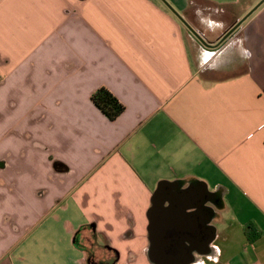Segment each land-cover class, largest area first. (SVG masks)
Masks as SVG:
<instances>
[{"label":"crops","instance_id":"0c3cea01","mask_svg":"<svg viewBox=\"0 0 264 264\" xmlns=\"http://www.w3.org/2000/svg\"><path fill=\"white\" fill-rule=\"evenodd\" d=\"M163 1L0 0V264H264V2Z\"/></svg>","mask_w":264,"mask_h":264},{"label":"water","instance_id":"95a60500","mask_svg":"<svg viewBox=\"0 0 264 264\" xmlns=\"http://www.w3.org/2000/svg\"><path fill=\"white\" fill-rule=\"evenodd\" d=\"M163 1V0H162ZM164 2V1H163ZM264 2L261 0L257 3L242 19L237 21L231 28H229L215 43L207 42L204 37H202L198 32H196L193 28H191L185 20L177 14L166 2L164 4L168 7V9L181 21V23L185 26L189 34L206 50H213L221 47L225 41H227L236 30L242 25V23ZM161 241V240H159ZM150 255L155 257V259H159L158 262L161 264H167V252H150ZM189 256V253H181L179 257Z\"/></svg>","mask_w":264,"mask_h":264},{"label":"trees","instance_id":"16d2710c","mask_svg":"<svg viewBox=\"0 0 264 264\" xmlns=\"http://www.w3.org/2000/svg\"><path fill=\"white\" fill-rule=\"evenodd\" d=\"M93 105L110 121H114L124 110V107L119 101L106 89L96 90L90 98ZM245 235L250 242H254L259 238L260 233L256 232L255 229L247 225L244 228ZM94 264V262H89Z\"/></svg>","mask_w":264,"mask_h":264},{"label":"rangeland","instance_id":"374dc122","mask_svg":"<svg viewBox=\"0 0 264 264\" xmlns=\"http://www.w3.org/2000/svg\"><path fill=\"white\" fill-rule=\"evenodd\" d=\"M208 74H209V75H208ZM208 74H207L206 76H207V77H210V78H211V80H212L213 78H215V79L217 80V79H219V78H222V77H223V75H218V76H217V75H211V76H210V74H211V73H208Z\"/></svg>","mask_w":264,"mask_h":264},{"label":"flooded vegetation","instance_id":"af4514ba","mask_svg":"<svg viewBox=\"0 0 264 264\" xmlns=\"http://www.w3.org/2000/svg\"><path fill=\"white\" fill-rule=\"evenodd\" d=\"M226 42L227 41H225L224 42V44L221 46V47H219V48H217V49H213V50H207V51H210V52H215L216 50H218V49H220V48H222L225 44H226ZM204 49V48H203ZM206 50V49H205Z\"/></svg>","mask_w":264,"mask_h":264}]
</instances>
